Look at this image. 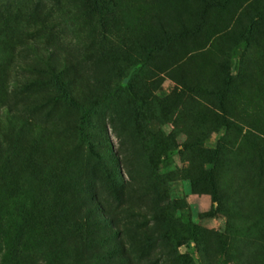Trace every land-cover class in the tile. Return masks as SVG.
I'll return each instance as SVG.
<instances>
[{"label": "rangeland", "instance_id": "obj_1", "mask_svg": "<svg viewBox=\"0 0 264 264\" xmlns=\"http://www.w3.org/2000/svg\"><path fill=\"white\" fill-rule=\"evenodd\" d=\"M0 139V264H99L91 189L129 264H264V0H0Z\"/></svg>", "mask_w": 264, "mask_h": 264}, {"label": "trees", "instance_id": "obj_2", "mask_svg": "<svg viewBox=\"0 0 264 264\" xmlns=\"http://www.w3.org/2000/svg\"><path fill=\"white\" fill-rule=\"evenodd\" d=\"M40 60L43 61L44 59ZM50 67L53 70L51 65ZM86 147L88 154L91 155L94 161V166L102 167L108 174L107 189L112 190L116 194H122L125 183L122 182V179L116 181L112 177V171L109 169L110 157L107 156L108 153L102 149H98L90 140L87 141ZM0 151H3L1 139ZM102 210L97 198V192L94 189L89 191L88 197L85 200H79V226L81 231L83 230L82 232L86 235L87 244L97 249L96 255L99 257V264H129L125 249L126 245L123 243L120 230L115 226L112 219L106 218L103 213L100 215L97 213ZM102 244H106V246L103 247L101 246Z\"/></svg>", "mask_w": 264, "mask_h": 264}]
</instances>
